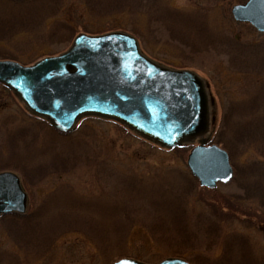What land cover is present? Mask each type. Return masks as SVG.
I'll return each instance as SVG.
<instances>
[{"label":"rangeland","instance_id":"1","mask_svg":"<svg viewBox=\"0 0 264 264\" xmlns=\"http://www.w3.org/2000/svg\"><path fill=\"white\" fill-rule=\"evenodd\" d=\"M247 1L0 0V60L34 64L80 33L132 34L154 61L206 81L208 142L219 136L234 148L233 180L202 187L187 164L198 139L162 147L95 116L62 133L0 83V172L17 173L29 192L25 214L0 215V264H112L137 255L264 264V33L232 14ZM252 103L255 113L241 112ZM214 206H228L225 222Z\"/></svg>","mask_w":264,"mask_h":264},{"label":"water","instance_id":"2","mask_svg":"<svg viewBox=\"0 0 264 264\" xmlns=\"http://www.w3.org/2000/svg\"><path fill=\"white\" fill-rule=\"evenodd\" d=\"M235 20L264 32V0L232 9ZM0 82L13 89L35 114L59 131H71L84 115L114 119L165 147L199 139L187 164L202 187L216 188L234 177L226 149L208 144L207 84L192 70L166 67L146 56L126 32L81 33L69 49L34 64L0 60ZM27 193L13 171L0 172V214L24 213ZM190 264L181 257L147 263L126 257L113 264Z\"/></svg>","mask_w":264,"mask_h":264},{"label":"trees","instance_id":"3","mask_svg":"<svg viewBox=\"0 0 264 264\" xmlns=\"http://www.w3.org/2000/svg\"><path fill=\"white\" fill-rule=\"evenodd\" d=\"M3 1H5V2H10V3H16V4H27V3H32V2H38V1H42V0H3ZM121 3L119 4V5H117L116 7H115V10H119V11H121ZM125 7V6H124ZM120 8V9H119ZM92 34H93V32H92ZM4 59H10V56H4ZM246 108H248V107H246ZM253 108H255L254 107V104L252 103V107L251 108H249V109H246V110H244V111H241V112H248V113H250V114H253V113H255L257 110L256 109H253ZM251 116H254V115H251ZM253 123V122H252ZM259 132H261V131H259ZM249 136H251V135H254V132H251L250 134H248ZM240 136V138H241V136H242V134H240L239 135ZM223 140V137H221V139L219 138V136H218V138L216 137V143H222V144H224V145H226L227 147H229V148H225V149H227L228 150V152H229V154H230V156H231V153H232V149L234 150V148L232 147V145H230V144H228L227 143V141H222ZM238 141V140H237ZM229 143H230V141H228ZM231 143H233V142H231ZM247 150V149H246ZM246 150H244V149H241V154H243V153H245L246 152ZM261 153V152H260ZM9 168V167H8ZM215 197L216 196H214L213 197V199H215ZM213 205V204H212ZM215 207V206H214ZM215 213L218 215V217H219V219L221 220V221H226V218L228 217L227 215V213H226V209H228V206H223V208H222V210H218L216 207H215ZM226 210V211H225ZM219 221V220H218ZM257 227L259 228V229H261L262 231H263V233H264V226L263 225H257ZM174 256H178V257H182V256H180V255H174ZM130 257H133V258H137V259H140V260H142V261H146V262H152L151 260H148V259H145V258H143L142 256H140V255H137V256H130Z\"/></svg>","mask_w":264,"mask_h":264},{"label":"flooded vegetation","instance_id":"4","mask_svg":"<svg viewBox=\"0 0 264 264\" xmlns=\"http://www.w3.org/2000/svg\"><path fill=\"white\" fill-rule=\"evenodd\" d=\"M28 193V195H29V192H27ZM27 208H28V206H27Z\"/></svg>","mask_w":264,"mask_h":264},{"label":"snow or ice","instance_id":"5","mask_svg":"<svg viewBox=\"0 0 264 264\" xmlns=\"http://www.w3.org/2000/svg\"><path fill=\"white\" fill-rule=\"evenodd\" d=\"M125 264H127V262H125Z\"/></svg>","mask_w":264,"mask_h":264}]
</instances>
